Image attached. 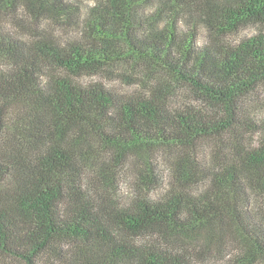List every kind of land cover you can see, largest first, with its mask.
Instances as JSON below:
<instances>
[{
	"label": "trees",
	"instance_id": "obj_1",
	"mask_svg": "<svg viewBox=\"0 0 264 264\" xmlns=\"http://www.w3.org/2000/svg\"><path fill=\"white\" fill-rule=\"evenodd\" d=\"M21 8L74 15L83 39L25 40L5 20ZM193 13L209 45H198ZM251 23L264 25V0H97L85 11L71 0H0V264H201L196 247L228 238L238 245L231 264H264V122L241 118L264 84V30L226 39ZM120 61L188 85L217 114L172 108L162 82L147 95L76 79ZM204 143L216 163L201 161ZM164 148L165 195L114 201L121 166L136 159L151 171Z\"/></svg>",
	"mask_w": 264,
	"mask_h": 264
},
{
	"label": "rangeland",
	"instance_id": "obj_2",
	"mask_svg": "<svg viewBox=\"0 0 264 264\" xmlns=\"http://www.w3.org/2000/svg\"><path fill=\"white\" fill-rule=\"evenodd\" d=\"M97 0H71L72 4L85 11L88 7L96 3ZM7 28L25 40L32 39L35 35H48L59 41H79L83 39L82 29L78 23L80 19L73 15L72 18L63 16L58 19L53 17L36 18L32 13L26 12L24 8L17 9L14 15L6 17ZM198 20L197 43L205 46L211 42V33L205 27L204 22L198 15L193 13L189 21ZM264 30V25L251 23L242 27L232 35L227 36V40L232 43H239L244 37H248ZM58 37V38H56ZM76 79L83 84L102 82L105 86L114 89L122 94L144 93L151 95L152 91L158 87L159 82L164 84L167 91L169 105L174 109H200L217 114V109L205 98L192 90L188 85L176 82L173 78L161 74H154L144 66H136L132 62L120 61L113 65L106 66L104 69L92 74L77 76ZM241 118L249 124H261L264 122V84L260 85L242 102ZM259 133L250 134L248 142L258 139ZM203 158L206 165L216 163L218 158L216 152L208 143L202 144ZM217 156L222 157L221 154ZM172 151L162 149L152 157L150 167L143 161L130 159L121 166V176L113 186L112 196L114 201L126 203L136 196L139 192H144L152 199H158L165 195L171 188V165ZM146 171L151 176L152 181L148 185H143L142 174ZM162 181V182H159ZM145 190H142L141 188ZM194 192H199L200 187L193 188ZM231 239L225 241L216 240L207 250L196 247L195 258L201 264H231L235 255L238 253L237 242L230 244ZM175 248L184 247L185 242H168ZM164 244L166 245L165 241ZM204 250V251H203Z\"/></svg>",
	"mask_w": 264,
	"mask_h": 264
}]
</instances>
